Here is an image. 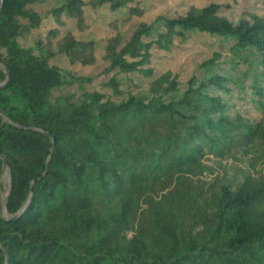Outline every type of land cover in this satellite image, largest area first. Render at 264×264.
<instances>
[{
	"label": "trees",
	"instance_id": "trees-1",
	"mask_svg": "<svg viewBox=\"0 0 264 264\" xmlns=\"http://www.w3.org/2000/svg\"><path fill=\"white\" fill-rule=\"evenodd\" d=\"M44 1L4 0L0 14V63L10 72L0 89V156L12 179L5 218L0 158V264H264V16L234 24L213 3L158 16L126 41L117 32L99 74L112 95L86 90L62 105L51 96L67 78L91 80L55 58L96 64V42L64 31L68 21L84 31L86 8L143 13L136 0H62L46 13L57 26L25 47L20 39L44 23L35 8ZM192 33L230 45L250 74L185 83L172 71L157 75L152 50L171 51ZM134 73L150 81L147 91L124 95L120 77ZM6 77L0 70V84ZM235 94L250 112L236 108ZM13 124L50 133L53 151L46 134ZM259 147L261 168L240 179L207 189L193 181L211 159L250 163Z\"/></svg>",
	"mask_w": 264,
	"mask_h": 264
},
{
	"label": "rangeland",
	"instance_id": "rangeland-1",
	"mask_svg": "<svg viewBox=\"0 0 264 264\" xmlns=\"http://www.w3.org/2000/svg\"><path fill=\"white\" fill-rule=\"evenodd\" d=\"M62 0H45L35 6L36 10L45 17L40 30L33 31L20 39L23 46H30L38 36H45L46 32L57 25L47 12L61 4ZM222 6L221 14L228 18L232 23L237 24L240 20L248 18L250 14L264 16V0H136V6L142 10L141 16L128 17L126 9L112 12L108 6L101 7L96 12H91L86 8V18L88 28L80 31L75 24L68 21L66 27L62 29L73 30L81 40H94L96 42V64L82 66L81 64H70L67 57L61 55L55 58L54 63L70 70L75 76L90 79L91 82L81 84L77 79L67 78V84L54 90L51 101L53 103L66 104L67 101H80L84 91L99 90L107 95H112L108 88L103 84L108 78L101 77L100 72L107 65L104 59L105 46L107 39L114 36L117 32L126 41L132 32L142 23H152L158 16L167 18H177L184 16L191 7L203 8L210 4ZM230 45L222 44L215 37L192 33L185 41L177 39L171 51H161L156 47L152 50V65L156 68V74L160 75L167 71H172L177 75L182 83L189 78L196 76L198 80H205L213 75L226 76L232 81H240L241 74H250L251 68L243 59L230 49ZM218 52L221 56H216ZM208 64V62H213ZM249 72V73H248ZM123 81V94L146 92L149 80L139 74H130L128 77L121 76ZM240 83V82H239ZM237 93V92H235ZM236 96V94H235ZM236 108L243 112H250L252 105L236 99ZM118 101L122 97H114ZM234 113V111H231ZM263 156L262 149H259L251 158L239 157L238 159H211L206 163L207 170L202 175L193 177L194 182H198L204 189H207L215 180L220 183L223 179H240L244 171L251 169L252 165L261 168L260 163ZM257 168V167H256ZM253 171L255 177L259 176L260 170ZM252 171V170H251Z\"/></svg>",
	"mask_w": 264,
	"mask_h": 264
},
{
	"label": "water",
	"instance_id": "water-1",
	"mask_svg": "<svg viewBox=\"0 0 264 264\" xmlns=\"http://www.w3.org/2000/svg\"><path fill=\"white\" fill-rule=\"evenodd\" d=\"M3 5H4V0H0V14L2 12V9H3ZM0 70L1 71H4L7 75L6 77V80L5 82H3L2 84H0V89L2 87H4L8 80H9V77H10V72L9 70L0 63ZM1 116L3 117V119L8 122L9 124H12L8 118H6L4 115L1 114ZM15 125V124H13ZM15 126H18L19 128H25V129H31V130H35V131H40L44 134H46L48 137L51 138V143H52V148H51V152L53 151V147L55 145V137L52 136L50 133L48 132H44L43 130H38L36 128H28V127H25V126H20V125H15ZM0 158L2 159L3 161V171H4V176H5V179H6V183H5V188H4V191L2 192V198H3V202H2V208H3V216L6 218L7 215H6V206H7V202H8V196L11 192V189H12V179H11V172H10V168H9V165L7 163V160H6V157L5 156H0ZM50 159H51V156L49 157L48 161H47V171L49 169V166H50ZM45 175V174H44ZM29 203V202H28ZM27 206V205H26ZM25 206V207H26ZM22 212V210H21ZM20 213L17 214V216L19 215ZM1 247V245H0Z\"/></svg>",
	"mask_w": 264,
	"mask_h": 264
}]
</instances>
